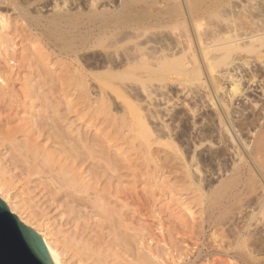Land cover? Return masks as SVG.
Instances as JSON below:
<instances>
[{"label":"bare ground","instance_id":"bare-ground-1","mask_svg":"<svg viewBox=\"0 0 264 264\" xmlns=\"http://www.w3.org/2000/svg\"><path fill=\"white\" fill-rule=\"evenodd\" d=\"M78 2L79 0H54V3H51V9L48 6L46 7L49 11H46V13L48 12L47 15L36 17L34 14L30 15L29 10L26 11L13 0H0V124L7 121L6 116H8V113L13 115V113L20 111L29 99L33 100L34 97H37L34 98V102L40 100L39 98L43 95L41 93L43 86H48L54 82L56 85V82L59 81L60 84H57L60 85V89L58 90H60V93L65 94L69 88L72 89V84L78 83L83 89L81 97L86 98L88 101L85 102L87 103L86 106L83 104L84 108L79 107L80 110L76 112H79L81 117H88L90 124L95 123L96 125V123L102 122V125L105 126L106 123L111 122L109 118L111 117L113 123L111 122L110 125L113 131L115 129L116 132L121 131L124 134L125 132H133L135 128H138V131L143 129L145 133L142 138L140 137L138 145L145 148V153L146 151L152 153L153 150L151 151V149L154 144L165 146L169 149L170 155L173 156H170L171 160L174 158L184 163L192 175L199 174L198 171H202L200 168H202L204 162H217L220 168L223 169L227 183H225V188H223L224 186L221 187L224 190L222 192H220L222 189L217 190L220 192L217 196L199 199L202 202L203 209L201 216L205 217L203 220V217L201 218V232H197L196 222H190L191 225L187 223L189 227H187L188 225L185 226L186 223L182 225L187 227L185 231L188 230L187 233H184L187 236V241L184 240L185 238H182V240L187 242L188 246L190 243L194 245L196 251L191 252L193 250L191 249L189 252L187 249L186 256L183 258L185 254L181 253L182 258L179 256L177 257L179 259H177L173 248L168 245L169 243L167 244L166 234H163L166 233L167 228L164 229L165 224L160 222L161 231L165 230L161 234L163 237L162 243L167 247L169 246L165 252L166 257L162 258L159 250L157 252L156 249H152L155 244H147L145 247V242H142L141 237L139 239L141 241L140 245L145 247L143 251H146L145 264H264V231L259 230L260 227H264V194L262 196L256 194L259 189L264 191V82L262 81L261 85L253 90L251 85L255 83L254 80L258 76L253 72H246L244 70L246 65L241 63L243 59L237 57L239 54H235L236 50H247L261 60L264 57V33L247 36L244 39L242 37L241 40L236 39L231 27L222 24L220 20L222 18V0H156L153 3L146 0H134L133 2L131 0H120L119 3L113 2V0L112 2L88 0L89 3L85 4L87 9L81 5L82 3ZM82 6L86 9L85 11ZM10 7L14 11H10V14L11 12H13V15L16 13L20 18V22H25L26 25L24 26L28 28L29 32L28 40L37 48L40 55L39 60L54 58L55 62L52 60L54 66L63 65L65 68L70 69L66 72V77L65 75L62 76L61 73L59 76L57 75L58 77L55 80L52 77L53 75L50 79L46 78V73H43L45 71H38L39 68L34 66L32 71L35 68L38 71L37 74H39L40 79L38 77L35 79L38 78L37 83L41 87L39 86L40 90L37 89L38 91L35 89L36 92L32 91L33 88L30 86L32 83L29 85V81H27L29 78L31 80V77L26 78V74L27 77L32 76V74L28 75V73L23 72L28 66L31 69V59L29 60L28 55L24 53L20 56L17 55L16 43L14 42V36L12 37L13 31H16V29H14L15 26L12 25L11 16L7 11ZM206 20H208V23L204 28L201 23ZM164 28L169 29L168 35L163 31ZM96 48L102 51L100 56L98 53L97 56L100 59H97L96 62L101 64L99 66H102L105 70L104 73L95 74L94 72V74H88L81 67H76V69L74 62L79 63L81 61L83 58L81 54ZM22 51L26 52L25 49ZM93 59L95 58L92 57ZM95 66L97 68L98 65ZM43 75H46L45 78H43ZM152 78H154L156 84L148 86L146 81ZM18 84L23 86H21L22 89H18L20 88V86L17 87ZM55 85V89L52 88L54 91L58 86ZM258 89H260V92ZM95 95L97 100L95 99V102L91 103V97ZM254 96L261 99L256 100ZM119 97L134 98L135 102L125 103L122 108V103L120 102L121 105L118 104ZM140 97H143V100L145 99L147 103L146 117L139 113V102L143 101ZM42 98H45V96ZM208 109L212 110L211 115L205 114ZM115 110L117 114L123 112V117L119 118V115H114ZM118 111L120 112L118 113ZM124 116L128 117L124 118ZM8 118L10 117L8 116ZM148 121L152 124L151 129H148ZM45 126L40 124V126L37 125L35 130L33 129L38 132L39 138L45 136ZM33 130H28V133L33 132ZM9 132L7 131L5 135ZM11 133L15 135V131H11L7 135L8 137L5 138L4 135V139L2 140L0 137V140L10 145L13 142L17 143L16 140L19 141L20 138L15 139L16 137L10 135ZM54 136L52 135L53 138ZM79 141L85 142L83 139ZM164 141L165 143H162ZM27 145L29 146L25 145L23 147L24 144L21 143L22 148H25V150L22 149L24 152L21 153V156L25 159L27 165V176L32 177L39 174L44 176L43 172L46 170L50 172L53 167L51 165L48 168L45 167L46 165L41 166L37 156L39 155L38 152L32 151V144L31 146L30 144ZM140 146L138 148L141 149ZM17 147L20 148V146ZM213 148L216 151H213ZM30 152H33L35 159H33V155H28ZM208 152L212 155H208ZM42 159L45 160V158ZM76 160H73V162H76ZM228 160L231 163L229 171L225 168V161ZM65 164L67 163L63 165ZM113 164L110 163V166H106L108 169H105L118 173L120 170L123 171V168L124 170L127 168V166L123 167L124 165L120 163ZM60 165L62 166L60 169H64V171L65 167H68V164L64 168L62 164ZM74 166L72 164V167L70 166L68 169L72 171ZM45 168L47 169L45 170ZM49 168L51 169L48 170ZM75 171L77 170L75 169ZM86 179L87 176L82 181L85 182ZM99 180L102 181L97 176L95 184ZM84 182V187L79 186L80 188L90 189L94 187L91 180ZM108 186H102V189H98L100 187L97 186L93 189L97 198L95 201H102L100 202V204L102 203L100 210L109 221L117 213L121 228L126 227V230H128L127 225L121 224L122 222L127 223V219H124L125 215L122 214L121 210L119 212L116 210L119 207L121 209L125 207V205L119 203L122 200L120 199L122 195H124L123 198L126 202L134 206V213H140L141 215L143 210H146L149 216L154 213L153 201L143 199L141 196L143 194L136 192L137 189L130 191V194L128 192V194H123L126 191H120L122 190L120 187L117 186L115 190ZM108 188L114 190V193L110 192ZM258 195L260 197L257 198ZM254 200H257L258 208L252 207ZM256 202L254 203L256 204ZM9 206L10 210L15 212V207ZM110 206L112 207L110 208ZM246 207L248 209L249 207L252 208L251 214L247 215L248 218L244 216V208ZM146 213L144 214L147 215ZM101 223H104V221ZM200 223L197 222L196 224ZM171 227L170 229L174 230ZM184 228L182 229L184 230ZM218 230H222L220 232L224 234L218 233ZM185 231L179 232L183 234ZM168 232V234L173 235L170 230ZM48 234L41 232L54 264H70L71 260L76 258H78V264H84L86 260L90 262L96 257L94 254L96 251L93 253V249L90 248L93 245L89 244L88 246L84 242L83 244L79 237L78 241V238L70 241V237L67 241L64 239L66 234L64 240L61 241L58 237L56 238L58 234L52 235L55 238H51L52 236ZM62 234L61 237H63ZM138 234L140 235V233ZM93 236L96 235L93 234ZM135 236H137L136 233ZM61 237L60 239H62ZM151 238L154 239L155 237L152 235ZM178 238L180 239L179 236ZM99 240L96 241L99 242ZM160 240L162 239L160 238ZM182 240L181 242H183ZM103 245L104 243L101 244V246ZM95 249L97 250L96 246ZM97 251L100 253V250ZM103 252L102 258L99 257L101 259L104 257ZM104 254L106 255V252ZM107 257L109 258L108 255ZM99 258H94L93 263H100ZM107 259L106 261H108ZM72 263L75 262L72 261Z\"/></svg>","mask_w":264,"mask_h":264},{"label":"rangeland","instance_id":"rangeland-1","mask_svg":"<svg viewBox=\"0 0 264 264\" xmlns=\"http://www.w3.org/2000/svg\"><path fill=\"white\" fill-rule=\"evenodd\" d=\"M13 1L17 2V4L23 7L26 11L29 10L28 12L30 15L34 14V16L36 17H42V16L47 15L49 11L46 7L48 6L51 9L52 8L51 3L52 2L54 3V0L52 1L50 0H40V1L38 0H13ZM100 1L112 2V0L110 1L100 0ZM119 1L120 0H113V2H116V3L117 2L119 3ZM131 1L133 2L134 0H131ZM146 1L153 3L156 0H146ZM222 1H223V5L221 4L222 5L221 6L222 7L221 8L222 18L220 20L222 24L224 25L226 24L231 27L233 31V35L236 37V39L241 40L242 37L244 39V37H247V36H253V35L264 33V0H222ZM78 3L80 4L82 3L81 5L85 6L87 9V5L85 4L86 3L88 4L89 2L88 0H79ZM8 9L9 10L7 11L10 14V11H13V8L10 7ZM86 9H84V11ZM46 11L48 12L46 13ZM13 12H11V14ZM11 14L10 16L12 20V25L15 26V28L14 27L13 28L16 29V31L13 29L14 31H13L12 37L14 36L13 37L14 42L16 43L15 50L17 51V55L20 56L21 54L24 53L28 55L29 60L31 59L30 61L31 69L28 68L29 67L28 66L27 69L25 70L26 72L25 71L23 72L25 74L28 73V75L32 74V76L30 75L28 77L26 74V78L28 79L29 77H31V80L29 78L27 81H29L28 83L29 85L32 83L30 86H32V88L34 89V90L32 89L33 92L35 91V89L36 91L40 90L39 89L40 85L37 83L38 78L40 79V77H38L39 74H37L38 71H41V72L43 70L45 71L43 73H46L47 76L43 75V78H45L46 76V78L50 79V77L53 75L52 77L54 80L57 79L59 74L62 73L61 75L63 76L66 74V72L70 71L68 67L65 68L63 65H56L58 68L54 66V63H52V60L53 62H55L54 58H49L47 60L41 59L42 60L41 62V60H39L40 55L37 52V48H35V46L32 45V43L28 40L29 32H28V28L24 26L26 25L25 22L23 21L20 22V18L16 15V13H14L15 15L13 14L11 15ZM15 17H18V18L14 19ZM207 23H208V20L204 22L202 21L201 24L205 28L207 26ZM163 31H165L166 34L168 35V32H169L168 28H164ZM240 42H243V41H240ZM23 48L26 50V52L22 51L24 50ZM96 49H91L92 51L88 50L87 53L86 52L82 53L81 57L83 58L81 59V61L80 62L78 61L79 63L74 62L75 68L81 67V69L83 68L84 71L88 72V74H94V72L95 74L104 73L105 70L102 68V66H99L101 64L99 62H96L97 59H100V57L97 56L98 53L100 56L102 51L101 49H98V48ZM263 51H264V47H263ZM43 52L45 53V51ZM235 54L236 55L239 54V56L237 57L238 58L240 57L241 59H243V60L241 59L240 60H241V63L246 65L247 68L246 67L244 68L246 72L247 71L248 73L253 72L254 74L258 76V78L254 80L255 83L251 85L253 86V90L257 89L258 86L261 85V82L262 81L264 82V57L260 60L255 54L247 50H242V51L236 50ZM263 56H264V53H263ZM92 57L95 59L92 60ZM86 58H89V59H86ZM90 62H94V63L96 62L95 65L99 66V67L97 66L98 69L96 68L94 63H90ZM85 65H87L88 67ZM34 66L39 68V69L37 68L38 71L36 70V68H35L36 71L34 70L35 72L32 71V69H34ZM33 74H36V75L33 76ZM55 76L56 78H54ZM36 77L38 78L35 79ZM57 83L60 84L59 81L56 82V85H55V82L51 84L48 83L49 85L53 84L51 87L49 85L43 86L44 85L43 84L42 85L43 90H41V93H43V95H41V98L43 96H45V98H42V100L41 98H39L40 100L37 99L38 101L36 102H34L35 97L33 98V100L29 99V101H27V103L22 107V109H20V111L13 113V115L8 113V116L10 118L6 116L7 121L5 122L7 123L2 122L0 124V135L1 134L3 135V136L2 135L0 136L2 140L4 139V135L7 131H10V132L15 131V135L14 133L13 134L11 133L10 135L15 136L16 137L15 139L20 138L19 141L16 140L17 143L13 142L12 145H10L9 143L5 141L0 140V188L2 190L0 192V199H2L3 201H6L9 209H10L9 205L14 206L15 213L19 217H22L23 219H25V221H27L30 224L40 227L41 232L45 234H48L50 232L48 234L49 236L50 235L54 236V234L56 235L58 234L56 238L58 237L59 240L61 241H63L64 239L67 241L69 239L70 241L76 240V238L79 237L82 243L84 242L88 246L89 244L93 245V246L90 245L91 246L90 248L93 249V253L96 251V253L94 254L98 258L99 257L102 258V252L104 251L103 256L106 258L105 259L104 257L103 259L99 258L101 262L100 263L98 262L97 264H101V263L102 264H145L146 262L144 260V257L146 255V251H143V249L146 247L147 244L148 245L155 244L154 247H152V249L153 248L154 250L156 249L157 252L159 250V254L162 255V258L166 257L165 252L167 251L169 246L173 248L174 254H176L175 255L176 258L179 256L182 258L181 255L185 254L183 256L184 258L187 254V249L189 252L191 251V249H193L191 252H195L196 248L194 247V245H191L190 243L188 246L187 242L183 241L182 238H185L184 240H186L187 236L184 233H187L188 230H186L187 231L186 232L185 229H187V227H189L191 223L193 222L200 223L205 218L201 216L203 214L201 213L203 209L201 206L202 202L199 199L208 198V196L209 197H214L215 195L217 196L220 192L224 190L221 187L224 186L223 188H225L226 178L224 177L223 169L220 168L219 164L217 162L216 163L204 162L202 164L203 165L202 168H200V170L202 171H198L199 174L196 173V175H192L189 172V168L185 166L184 163L177 161L174 158L172 159L175 161L171 160L170 156L172 155H170L169 149L167 147L165 148V146H159L157 144H154L151 149V151L153 150L152 153L151 152L148 153L147 151L145 153V150H144L145 148L138 145L139 143L138 141L140 137L142 138V135L144 136V133H145L143 129L141 130L139 129L138 131V128H135L133 129V132L131 133L125 132L124 134H122L121 131L116 132L115 129H114L115 131L114 132L113 128L110 125L113 123L112 122L113 119L111 117L109 118L112 123L111 122L106 123L105 126L102 125V122L96 123V125L95 123L90 124L89 123L90 120L88 119V117H85L83 115H82L83 117H81V115H79L80 113L76 112V111H79L80 108L81 109L84 108L87 105V103L85 102L88 101L86 98L85 100L84 98L81 97L82 96L81 92L83 91L82 87L78 83L77 84L75 83L74 85L72 84L71 85L72 89L70 88L68 89L69 93L67 90V92H65L64 94V93H60V90H58L60 89L59 87L60 85H58ZM146 84L148 86L149 85L151 86V85L156 84V82L154 78H152V79H148L146 81ZM54 85L55 86L58 85L56 87L57 88L56 91H54L55 89ZM18 86H20V88L18 89H22L23 87L20 84H18L17 87ZM0 91H1V86H0ZM258 91L260 92V89H258ZM259 92H258V95H259ZM91 98H92V100H90L91 103L95 102L94 101L95 99L97 100L96 95L92 96ZM140 99L143 100V97H140ZM254 99L260 100L261 98L260 99L255 98L254 96ZM118 100H119L118 104H120L121 102L122 105L121 104L120 105L123 108V105L125 103L132 102L135 99L119 97ZM30 104H32L33 107ZM83 104H85V106ZM139 105H140L139 113L142 116L146 117L147 116V112H146L147 103L145 102V99L143 101H140ZM120 111H118V113ZM120 113L117 114L116 110L114 111V115H117V116L119 115L118 116L119 118L123 117L124 115L123 112H120ZM207 113L211 115L212 110L208 109L205 112V114ZM126 117L124 116V118ZM81 118H84L85 120L83 119L81 120ZM119 123L120 122L118 121V124ZM40 124H42V126L46 125L44 127L46 131H45V136H42L39 138L38 132H35L34 130L35 128H37V125L40 126ZM148 127H149L148 129L152 128V124H150L149 121H148ZM27 128L29 131L33 129L34 130L33 132L28 133ZM8 134L5 135V138L8 137L7 136ZM31 134H34V135L32 136ZM52 135L53 136L55 135L54 138L52 137ZM82 139L85 141L84 143H82L83 141L81 142L79 141ZM131 140H133L132 143H131ZM78 141L80 144L78 143ZM21 143L22 145L24 144L23 147H25V145L29 146L27 144H30V146L32 144L33 145L32 151L38 152L39 155H42V156L37 155L39 157L41 166L46 165L45 167L48 168L51 165L53 167L52 169L51 168L48 169V170L51 169L50 172L46 170L47 168H45L46 171L43 172L45 174L44 176L43 174L35 175L32 177L27 176L28 175L26 174L27 165L25 164V161H24L25 159L21 156V153L24 152L22 151V149L25 150V148H22ZM162 143H165V141ZM16 144H18L17 146H20V148L17 146L15 147ZM82 146L83 148H81ZM139 146L141 147V149L138 148ZM212 150L216 151V149L214 148ZM28 155L30 156L33 155V152L28 153ZM208 155H212V154L208 152ZM32 157H34V155ZM42 158H45V160H43ZM33 159H35V157ZM75 159H77L78 161L76 160L77 163L74 161L75 162L74 164L73 160ZM49 161L52 163H50ZM53 163L55 166L53 165ZM64 163H67L68 167L70 166L72 167V164L75 165L73 169L74 172L73 170L72 171L69 170L68 167H65L66 168L65 171L64 169H60V167L62 168L60 164L63 165ZM110 163L111 165L112 163H114L115 165L120 163L121 165H124L123 167L127 166V168L125 170L123 168V171L120 170V172L118 171V173L117 172L113 173V171L110 172L109 170L108 171L106 170L108 169L107 167L110 166L109 165ZM67 164L63 165V168L64 166H67ZM165 164L167 166H164ZM225 164H226L225 168L228 169L227 171H229L231 169L230 161L229 160L225 161ZM78 165L80 168L78 167ZM75 169L77 171H75ZM53 171L55 172L52 173ZM100 173H102L103 175ZM86 176H87V179L85 180V182H87L88 180H91V183L92 185H94V187H97V186L100 187L103 184L102 186L109 185L108 187H111V189H115L118 186L120 187V189H122L120 191H126L123 194H126L127 192L129 193L130 191L131 192L135 191L137 189L136 192L138 191V193L141 192L140 194H143L141 195L143 199L146 198L145 200H149L151 202L153 201L154 205L152 204L153 206L152 208L155 207L153 210L154 213H152V215L150 216L146 213L147 212L146 210L141 211V215L140 213L139 214L134 213L133 211L134 206L126 202L125 198H123L124 195H122V198L120 199H122L123 201L121 200L119 203L122 204L123 206L125 205V207L124 209L123 208L121 209V207H119L116 210L117 212L121 210L122 214L125 215L124 219L125 220L127 219V223L122 222L121 224L127 225L128 230H126V227L121 228V225L118 223L119 221H118L117 213H115L113 219L110 220L111 222L109 221V219L104 217L103 212L100 210V206L102 204V203L100 204V202L102 201L100 202L95 201L97 200V198L95 196V190L93 189L94 187L93 188L91 187L90 189L83 188L84 181L82 180L84 177L86 178ZM97 176H99L102 181L99 180V182L95 184ZM79 186H83V187L80 188ZM112 186H115V187H112ZM101 187L98 189H102ZM111 189L108 188L110 192L112 191V193H114V190H111ZM217 190L218 191L221 190V191L218 192ZM262 191L263 190L259 189L256 194H259L262 196L264 194V191L263 192ZM259 195L256 197L257 198L260 197ZM256 201L257 200H254V202ZM254 202L252 204V207L255 206V208H258L259 205H257V202L256 204ZM111 207L112 206H110V208ZM251 209L252 208L250 207L249 209L247 207L244 208L245 217L247 218L249 217L247 215L251 214ZM144 213H146L148 216L145 215ZM247 218L245 219L247 220ZM97 220H99L100 222ZM103 221L104 223H101ZM131 221H132V225H131ZM160 222L161 223L163 222V224H165L164 229L167 228L166 233H163L165 231L164 229H163L164 230L163 232L161 231L162 227L159 226L161 224ZM184 223H186L185 226L188 225L189 223L190 224L187 227L184 226L185 227L184 228L182 226ZM196 223H195V225H197L196 228H198L196 229L198 230L197 232H201V227H200L201 223L200 224H196ZM112 225H113V228H112ZM171 226L173 227L174 230L170 229ZM180 226L182 227L180 228ZM176 227L177 229L179 228V230H177ZM182 228H184V230ZM135 229L137 230V232ZM168 229L170 230V232H173V235L168 234L169 233ZM133 230L135 231L137 236H135V233ZM175 230L177 231L175 232ZM222 230H218L219 231L218 233L224 234V233H221ZM259 230L264 231V227H260ZM179 231H185V232H183L182 234V232H179ZM112 233H115V234H112ZM138 233H140V235ZM162 233L164 235L166 234L167 236V241H168L167 244L169 243L168 247L164 243H162L163 242V237L161 235ZM61 234L63 237H61ZM93 234L96 236H93ZM151 234L155 237L154 238L155 241L154 239L151 238L152 236ZM64 235H66V237ZM80 235L81 237L82 236L83 237L81 238ZM117 235L119 236V238H117L118 237ZM175 235L177 237H174ZM53 236L51 238H55ZM72 236L75 238H73ZM178 236L180 237V239L178 238ZM60 237L62 239H60ZM68 237L70 238L68 239ZM79 238L77 239V241L79 240ZM96 238L100 239L99 242L96 241L98 240ZM140 238L142 239V242L146 243V244L144 243L145 247L140 245L141 244V241L139 240ZM160 238L162 240H160ZM209 238L211 239V237ZM89 240L91 241V243ZM181 240L185 242L186 244L181 242ZM207 241L209 242V240ZM95 242H97L98 244L96 243L94 245ZM208 242H206V244H208ZM103 243L104 245L101 246V244ZM95 246L97 250H100L99 251L100 253H98L96 249L94 250ZM105 252H106V255L104 254ZM162 253H164L165 256H163L164 254ZM107 255L109 256V258L107 257ZM94 258L90 260V262H88L89 260H86L84 264H90V263L94 264L93 263ZM106 259L108 261H106ZM72 261L75 262L74 264L79 263L78 258H76L75 260L74 259L71 260L70 264H73Z\"/></svg>","mask_w":264,"mask_h":264},{"label":"water","instance_id":"water-1","mask_svg":"<svg viewBox=\"0 0 264 264\" xmlns=\"http://www.w3.org/2000/svg\"><path fill=\"white\" fill-rule=\"evenodd\" d=\"M0 264H54L40 227L30 224L0 199Z\"/></svg>","mask_w":264,"mask_h":264}]
</instances>
